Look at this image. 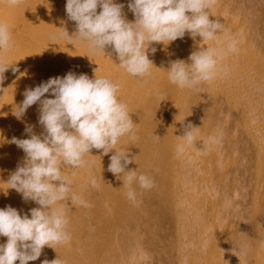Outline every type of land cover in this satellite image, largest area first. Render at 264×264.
<instances>
[{
    "label": "bare ground",
    "instance_id": "6f19581e",
    "mask_svg": "<svg viewBox=\"0 0 264 264\" xmlns=\"http://www.w3.org/2000/svg\"><path fill=\"white\" fill-rule=\"evenodd\" d=\"M115 2L133 21L129 0ZM65 6L66 0H0V22L9 26L12 43L0 51V62L10 64L0 82V208L10 205L30 218V209L39 207L5 190L25 158L12 138H29V126L44 132L39 103L21 119L14 115L26 88L69 71L107 77L119 85L117 96L135 124L107 155L91 149L85 167L64 166L72 193L90 207L63 202L71 240L44 246L27 264H264V0H216L209 10L222 25L216 39L186 32L168 45L154 43L153 66L139 78L119 66L111 46L94 53L87 42L59 37L60 28L76 31ZM230 38L237 41L234 52L227 50ZM207 46L225 53L215 79L193 90L169 81L170 61L190 63V54ZM189 124L197 127L192 144L181 137ZM115 151L133 160L125 171L154 181L151 189L134 182L135 203L126 197L127 173L108 170ZM6 241L0 236V244Z\"/></svg>",
    "mask_w": 264,
    "mask_h": 264
},
{
    "label": "clouds",
    "instance_id": "9594fccd",
    "mask_svg": "<svg viewBox=\"0 0 264 264\" xmlns=\"http://www.w3.org/2000/svg\"><path fill=\"white\" fill-rule=\"evenodd\" d=\"M17 5L20 0H8ZM216 0H129L128 9L134 20L128 21L122 11L124 5L115 0H66L68 18L76 23V31L69 35L60 28L59 37L71 44L73 39L87 42L90 51L102 52L111 46L117 54L119 66L133 77H144L153 66L149 53L157 49L154 43L168 45L183 39L185 33L205 41H213L222 30L218 20H211L210 8ZM98 6L100 11L97 12ZM53 36L52 39H57ZM237 41L230 38L228 51H236ZM12 47L9 26L0 22V51ZM224 51L216 47H203L190 54V63L183 59L170 61L166 69L171 83L181 89L193 90L218 75V60ZM10 64L0 62V82ZM17 69L13 68V71ZM119 85L107 77L90 79L87 74L67 72L63 77H50L39 85L26 88L23 101L16 106L14 115L21 119L27 109L39 103L38 122L44 132L37 135L32 127H26L29 138L10 141L25 153L23 164H18L5 182L7 189H14L27 202L34 201L39 207L21 215L10 205L0 208V236L7 237L0 244V264H27L35 261L44 246L68 243L67 231L69 211L65 203L90 207L79 195L72 193L71 180L62 170L64 166L83 168L84 159L91 149L102 150L107 155L119 139L133 133L134 122L127 105L117 96ZM50 94L53 98H42ZM191 124L184 130L182 139L194 143L195 129ZM183 151V146H177ZM133 160L126 151L116 152L110 157L108 170L114 175L127 173L123 181L126 197L136 202L133 187L138 182L141 189H151L153 179L137 175L135 170L125 171ZM58 183H53V182ZM92 186L96 181L91 180ZM42 264H62L58 259Z\"/></svg>",
    "mask_w": 264,
    "mask_h": 264
}]
</instances>
